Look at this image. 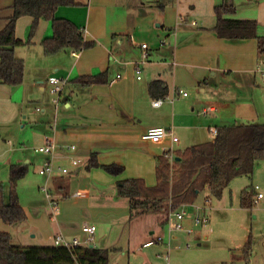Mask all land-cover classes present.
I'll use <instances>...</instances> for the list:
<instances>
[{
	"label": "crops",
	"instance_id": "0c3cea01",
	"mask_svg": "<svg viewBox=\"0 0 264 264\" xmlns=\"http://www.w3.org/2000/svg\"><path fill=\"white\" fill-rule=\"evenodd\" d=\"M157 1L76 0L78 6L60 7L56 16L74 23L84 32L85 41L93 43L75 55L69 49L45 54L42 42L53 36L51 22L40 21L30 38L33 19L18 20L16 36L25 44L14 51L25 62V78L18 86L0 83V184L7 185L11 166L31 164V149L42 155L45 163L49 156L37 149L47 140L57 146L53 155L55 165L66 167L69 172L57 173L49 180L51 191L65 199L56 216L52 217L45 200L31 194V207L23 205L20 198L27 221L10 226L0 220V232L10 233L14 245H53L57 235L77 238L85 245L82 227L94 225L96 233L102 228L106 234L93 247L118 252L119 257L110 256L112 264L116 260L119 261L115 264H141L138 259L144 264H173L172 242L177 238L170 235L169 228L166 231L172 215L165 213L161 217L158 210L132 218L130 200L118 195V184L138 179L146 187H155L156 167L164 153L184 150L188 144L204 140L212 128L220 127L207 126L199 115L178 113L177 109L188 103L193 111L200 107L205 118L211 115V121L221 124L233 113L235 118L244 117L240 112L251 120L260 117L256 106L249 102L235 106L233 113L227 112L230 98L225 91L220 98L228 104L219 108H205L206 103L199 97L179 104L176 102L188 95L173 101L171 98L180 87L201 88L212 77L237 88L261 89L257 40L221 39L213 28L217 23L216 7L228 4L236 9L228 18L256 20L258 35L264 37V0H162L164 9L155 5ZM13 3L14 0H0V31L12 16ZM171 13L176 14L174 23ZM143 44L148 46L145 63ZM137 65L142 70L141 79L136 74ZM102 74L107 80L105 84L81 86L73 82L79 77ZM51 78L65 82L61 94L51 92ZM37 100L40 106H33ZM157 100H162V104L156 107L153 102ZM205 110L208 112L204 113ZM180 117L186 118L181 119L184 124L176 125ZM153 127L173 130L177 141L171 137L157 144L143 140V134ZM181 129L189 132L185 140L178 135ZM71 146L76 149L72 151ZM92 157L97 167L90 165ZM73 158L81 159L78 166L72 164ZM111 165L120 166L121 173L107 171L105 167ZM24 179L18 189L24 185ZM77 192H86L87 196L75 197ZM151 214L155 218H150ZM27 232L33 239L38 237V245L23 239L13 241L14 236ZM158 235L164 237L163 243L144 246ZM154 248L160 260L152 258V251L145 252Z\"/></svg>",
	"mask_w": 264,
	"mask_h": 264
},
{
	"label": "trees",
	"instance_id": "16d2710c",
	"mask_svg": "<svg viewBox=\"0 0 264 264\" xmlns=\"http://www.w3.org/2000/svg\"><path fill=\"white\" fill-rule=\"evenodd\" d=\"M162 0L155 5L164 9ZM78 6L76 0H14L12 16L0 31V83L18 86L24 82L25 62L15 55V48L25 43L16 36L17 22L22 17L33 19L30 30L32 38L40 21L51 22L53 36L42 42L46 55L63 50L79 53L93 43H87L84 32L69 20L58 18L60 7ZM217 23L213 31L221 39H256L259 57L264 56V37L258 35V23L251 19L228 18L236 13L233 5L223 4L215 9ZM105 75L79 77L73 82L81 86L105 84ZM157 84H155V87ZM264 162V124L234 123L218 128L217 136L209 142L178 151H167L160 157L156 167L157 185L146 187L142 180L132 179L118 184V195L130 200L133 216L160 210L170 215L182 207L193 204L198 196L208 191L213 198H221L232 180L241 176H252L254 167ZM92 167L98 164L92 157ZM110 173L119 174L117 165L105 167ZM26 164L10 168L7 185L0 184V220L7 225L27 221V214L20 203L18 186L28 174ZM254 188L243 190L240 204L252 209L257 201ZM209 201V198H207ZM170 221V220H169ZM168 222V219L167 221ZM112 249H101L82 245L68 250L53 245L17 246L11 234L0 232V264H112ZM244 253L250 255L252 241L246 244Z\"/></svg>",
	"mask_w": 264,
	"mask_h": 264
},
{
	"label": "rangeland",
	"instance_id": "374dc122",
	"mask_svg": "<svg viewBox=\"0 0 264 264\" xmlns=\"http://www.w3.org/2000/svg\"><path fill=\"white\" fill-rule=\"evenodd\" d=\"M170 20L173 23L175 22V13L170 14ZM257 74L261 79L260 74L258 72ZM260 85L261 89L264 90V83L260 82ZM179 89L186 92L188 98L182 99L176 102V104H179L181 101L184 102V100L191 102L195 97H199L203 99L204 103H206L205 108L210 106L219 108L220 106H225L226 103L228 104V102L222 101L220 98L221 92L225 91L228 92L227 94L230 98L227 112L233 113V108L235 106L240 104L245 105L249 102L256 106L260 116L255 120H251L244 112H240L244 117L237 116L236 118L233 113L227 122L221 124L220 122L217 123L216 121H211V115L208 118H205V116L201 114L202 109L200 107L193 111L190 103L183 107V109H177L178 113L180 111H185L190 116L199 115L202 120H206L207 126H215V124H217L221 127V125L225 126L234 123H248L249 121L264 124V117H262V114L264 113V111L262 113V108L264 109V99L262 98L261 89L251 90L248 87L243 86L237 88L232 83L222 82L219 77H212V79L208 80V84L203 85L201 88L196 86L193 90H190L188 87H180ZM203 89H206V91L203 92ZM51 96H53V94H51ZM233 97L237 100H233ZM39 102L40 101L38 100L34 101L33 106H40ZM181 119L186 118L180 117L177 120L176 125L184 124ZM191 121L192 123H195L194 119ZM175 127H177V130H180L178 126ZM188 134L186 130L183 131L182 129L178 132V135L182 140H185ZM214 138L215 136L213 134L207 132V137L204 140L192 144L190 143L185 147L189 148L196 144L206 143L212 141ZM30 157L31 164H28L29 171L24 179V185H20L18 189L19 199H22L23 205L31 207L30 203L33 200L31 194H37L38 197H41L47 202L52 215V208L46 198L45 192L42 190V187L47 182V178L39 174L40 169L44 165V162H42V155L39 153L37 154L35 150L31 149ZM25 163L26 162H24V164ZM256 186L260 188L259 193L263 194V199L259 200L252 209L242 208L240 200L243 190L247 188H255ZM51 193H54L53 190ZM256 197L257 196L255 195V200ZM207 198H209V201H207ZM64 201L65 199L60 200V209ZM178 212H185V217L181 222V225L186 231L192 230V234L189 235L185 231L173 233V236L177 238L172 242V249L175 248L171 253L173 264H195L202 261L207 262V264H264V162L261 161L255 165L252 176H241L232 180L221 198L211 197L206 190L198 196L193 204L182 207ZM164 214L165 213L162 212L160 216L162 217ZM155 216L156 215L151 214L150 218L153 219ZM203 217H207L209 222L196 225L194 221L196 219H202ZM79 223L82 225L83 221L80 220ZM170 223L171 225L176 223L175 214L171 216L170 222L166 225V231H168ZM103 234L106 233L101 228V230L96 233L91 245L99 244V238ZM165 236L167 235L165 234ZM20 239H23L22 241H25V243L36 245H38L37 243L39 240L38 237L33 239L29 232L24 233L19 237L14 236L13 241L19 242ZM249 239L252 241V250L250 251V255L246 256L244 249L249 242ZM123 243L124 242L122 241V244ZM148 251L153 252L152 258L159 259V252L156 248L145 250V252ZM111 255V258L119 257L118 252L112 253ZM130 257L133 259V254H131ZM118 261L119 260H116V262L113 261V263H118ZM138 262L144 264L141 259H138Z\"/></svg>",
	"mask_w": 264,
	"mask_h": 264
},
{
	"label": "built area",
	"instance_id": "2783aa9c",
	"mask_svg": "<svg viewBox=\"0 0 264 264\" xmlns=\"http://www.w3.org/2000/svg\"><path fill=\"white\" fill-rule=\"evenodd\" d=\"M147 48H148L147 44L142 45V50H143L142 63H145L147 58H148ZM75 54L76 53H74V55ZM135 69H136V74L138 76V79H141V75H142L141 67L139 65H137ZM257 72L260 74L261 80L264 83V56L260 57L259 64L257 67ZM49 83L51 85V92L54 95L61 94V92L63 91L64 86H65L64 81H62L58 78H51ZM187 95L188 94L186 92H183L181 89H177L175 91V95L171 98V101H173L176 97H179V96L186 97ZM55 102L58 103L59 98L56 99ZM161 104H162V100H157V101L153 102V105L156 107L160 106ZM38 110H40V109H38ZM208 110H213V109L209 108ZM208 110H205L204 113H207ZM210 131L215 137L217 136V134H218L217 128H212ZM167 137H171L173 141H177V137L174 136L173 130L166 129L163 127L149 128L142 136L143 140L149 141V142L155 143V144L162 142ZM56 149H57L56 144L50 140H47V142L43 146H41L37 149L40 153H43V154H46L47 156H49V159L46 160L43 167L40 169L39 173L42 176L47 178V183L42 187V190L45 192L46 198L49 201L50 206L52 208V217L56 216V214H58V212L60 211L59 204H60V200L62 199L63 196L55 194V193H51V189L49 187V180L53 176H55L57 173L62 174V175H66L69 172L68 168L57 167L55 165V163L53 162V155L56 152ZM69 149L74 151L76 149V147L71 146V147H69ZM80 162H81L80 158H73L72 159V164L74 166H78L80 164ZM254 189L257 193L256 201L259 199H262L263 194L258 193L260 188L258 186H256ZM74 196L75 197H86L87 193L86 192H77L76 194H74ZM175 216H176V223L173 225H171V223H170V225H169L170 235H172V233L179 232V231H185L189 235H191L192 230L186 231V230H184L183 226L181 225V222L184 220V217H185V212H176ZM194 222L196 225L206 224L209 222V219L207 217H203L202 219H196ZM96 230H97V228L94 225H84L82 227V231L86 235V240L84 242L85 245H90L94 241ZM163 242H164V237L162 235H158L157 237H155L150 242H147L144 246L150 247V246L154 245L155 243H163ZM54 244L56 246H61V247L67 248L68 250H72L73 248L82 246L83 242H81L77 238L69 239L63 235H57L54 239ZM188 247H189V245H188Z\"/></svg>",
	"mask_w": 264,
	"mask_h": 264
},
{
	"label": "water",
	"instance_id": "95a60500",
	"mask_svg": "<svg viewBox=\"0 0 264 264\" xmlns=\"http://www.w3.org/2000/svg\"><path fill=\"white\" fill-rule=\"evenodd\" d=\"M90 247L92 248V247H93V245H90Z\"/></svg>",
	"mask_w": 264,
	"mask_h": 264
}]
</instances>
